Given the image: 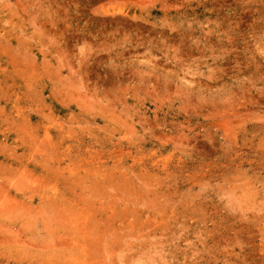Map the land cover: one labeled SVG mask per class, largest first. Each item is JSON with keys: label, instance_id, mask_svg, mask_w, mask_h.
<instances>
[{"label": "rangeland", "instance_id": "374dc122", "mask_svg": "<svg viewBox=\"0 0 264 264\" xmlns=\"http://www.w3.org/2000/svg\"><path fill=\"white\" fill-rule=\"evenodd\" d=\"M0 264H264V0H0Z\"/></svg>", "mask_w": 264, "mask_h": 264}]
</instances>
